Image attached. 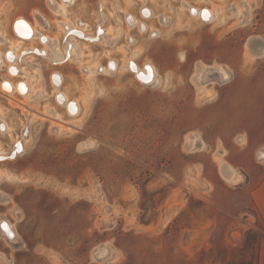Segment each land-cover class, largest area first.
Returning a JSON list of instances; mask_svg holds the SVG:
<instances>
[{"label":"rangeland","instance_id":"1","mask_svg":"<svg viewBox=\"0 0 264 264\" xmlns=\"http://www.w3.org/2000/svg\"><path fill=\"white\" fill-rule=\"evenodd\" d=\"M25 1L18 0L23 9ZM185 1L213 9V17L192 16L182 0L109 1L102 26L116 33L121 25L113 44L83 40L79 60L59 64L31 54L33 66H20L35 76L40 70L31 83V91L43 86L38 100L0 90V119L10 132L0 133V149L10 151L28 129L24 151L0 161V224L15 232L12 240L0 230V264L257 263L264 221L250 190L264 167V49L254 55L247 47L251 37H264V0ZM137 4L153 11L135 17L153 36L126 23ZM95 6L74 0L64 14L49 11L50 27H37L63 49L58 21L82 20L95 34ZM161 14L168 16L162 23ZM5 37L1 53L18 38L13 30ZM27 46L42 45L33 39ZM128 58L151 62L157 80L140 82ZM110 59L117 69L86 72ZM219 66L229 78L215 80ZM53 70L63 76L59 89L79 103L74 116L55 100ZM198 70L213 79L199 86ZM218 154L239 181L221 176Z\"/></svg>","mask_w":264,"mask_h":264},{"label":"bare ground","instance_id":"2","mask_svg":"<svg viewBox=\"0 0 264 264\" xmlns=\"http://www.w3.org/2000/svg\"><path fill=\"white\" fill-rule=\"evenodd\" d=\"M49 1L51 2L50 8L56 14H64L65 8L72 2V0H60V1L49 0ZM181 5L183 9H187L189 13L194 17L200 18L202 16L205 18V20H207V19H211L214 15L213 9L209 7H205V6L196 7L189 4L185 0H182ZM140 9H142L143 17L149 18L152 15V11L150 8L142 6ZM143 9L146 10L144 11ZM38 13L39 12L37 11H34L32 13L34 19L33 21H30L23 16H19L15 18V21L12 22L11 27L18 38H16V42L12 44L8 49H5L4 52L2 53L0 52V66H4V65L6 66V71L8 75V78H4L0 81V90L2 94H4L8 98H11L12 95L15 93L19 94L27 98L26 100L27 103H29L30 99L38 100L42 98L44 95L42 85L41 86L38 85V88L31 91L32 80L34 79L36 80L38 76H41L40 70H37L35 76L34 74L32 75L30 72H25L24 70H22V67L20 66L21 65L20 63L22 62H25L29 66H33L32 62L30 63L28 60V57L31 56V54H36L39 55L40 57H44L52 64H59L70 60L78 61L80 54L82 53L81 42H83V40L89 42L96 41L100 43H105L107 45L109 44L111 45L121 35V25L119 24H118L119 27L116 28V33L109 31L112 29H109L107 31L103 28L102 22L105 19L104 16L105 13L103 12H97L98 30L95 34H90L86 32L85 25L81 23L80 20H75L73 22L71 20H59L58 23L64 33V42H63L64 48L61 49L60 44L58 45L59 42L56 39V37L44 35L38 29L37 26H41V27L44 26L42 17ZM125 18H126V23L130 27H136V28L138 27L139 30H141L142 32L144 31L143 30L144 28L145 31L147 29L149 31H152L147 25L145 26L144 23L138 21V19L135 18V16L131 13H126ZM166 18H167L166 15L161 14L158 19H160V22L162 23ZM150 33H151L150 35L153 36L154 30ZM1 36H0V42L2 43L4 41L6 42V39H3ZM33 39H38L42 46L41 47L27 46L21 48L22 44L25 43V41H31ZM132 42L133 40H129V43ZM247 48L249 49L251 54L259 55L262 54L263 52L264 43L258 40L257 36H253L250 38ZM105 54L108 55L107 50H105ZM80 67L82 66L80 65ZM117 67H118L117 62L113 59H110L109 63L106 66L95 65V66H88L85 69L86 72L90 74L95 72H109L114 69H117ZM126 67H128V69H130L134 73L136 78L142 83H148V82L152 83L157 80L156 69L153 66V64L149 61H145L143 65L140 66L134 60L128 58L126 59ZM216 71L219 73V77L216 78L215 80L221 81L230 77V71L224 67L219 66L216 68ZM22 73L24 74L23 76H25L26 78L14 81L13 78L22 75ZM207 73H208L207 70H204L202 72L198 70L195 76L193 77L197 81V84L199 86H202L204 81H206L207 79H213L210 78L207 75ZM62 82H63L62 73L58 70H53L50 73V83L54 90L55 100L58 104L65 105V109L67 113L74 116L79 111V103L76 99L69 98L65 92L59 89ZM48 112L54 116L55 115L58 116L54 108H49ZM26 113H30V112L27 111ZM31 113H32L31 116L35 115L33 112ZM26 115H27L26 117H28V114ZM28 121H30V117L28 118ZM26 129H27V125L24 124V127L21 130L20 138L17 137L14 140L13 146L10 151H5L0 149V161L6 160L8 158H13L17 155L18 152L24 151V140L26 139V136L23 134V131H26ZM0 133L3 134L10 133L9 126L3 119H0ZM216 157L219 165V172L226 181L236 182L242 178V175L230 163L225 161L222 158L221 154H218ZM0 230L4 235L14 240L15 232L13 226L9 222H7L6 220H2L0 224Z\"/></svg>","mask_w":264,"mask_h":264},{"label":"crops","instance_id":"3","mask_svg":"<svg viewBox=\"0 0 264 264\" xmlns=\"http://www.w3.org/2000/svg\"><path fill=\"white\" fill-rule=\"evenodd\" d=\"M60 1V0H56ZM20 2H17L15 0H0V5L4 4V7L0 6V31L2 32V36H6L7 33H10L12 22L15 20V18L18 16L19 13L23 14L21 16L27 18L30 21H33L32 13L34 11L39 12L38 14L41 15L42 20L44 22L43 27H50V21H52L53 18L50 20V12H53L50 8V1L49 0H26L24 2V5L26 6V9H23V7L19 6ZM71 4V3H70ZM69 4V5H70ZM6 5V7H5ZM68 5V6H69ZM11 6L16 10H9L7 7ZM26 10V11H25ZM31 14L32 19H30L27 15ZM16 13V14H15ZM54 13V12H53ZM56 14V13H55ZM20 16V15H19ZM168 17V16H166ZM106 18L108 16L106 15ZM168 19V18H167ZM81 23L85 25V23L80 20ZM86 26V25H85ZM158 31V29H157ZM158 34V32H157ZM132 36V35H130ZM258 37V40L262 41L264 43V37L256 35ZM133 42L135 38L132 36ZM250 201L254 208L258 211L259 215L262 217L264 221V167H261V173H260V179L258 182L254 185V187L250 190ZM256 264H264V239L259 244V251H258V259Z\"/></svg>","mask_w":264,"mask_h":264},{"label":"flooded vegetation","instance_id":"4","mask_svg":"<svg viewBox=\"0 0 264 264\" xmlns=\"http://www.w3.org/2000/svg\"><path fill=\"white\" fill-rule=\"evenodd\" d=\"M96 1V6H95V10H96V13L97 12H104V9L107 7L106 6V4L107 3H109V1H112V0H95ZM101 1H102V3H101ZM141 1H143V0H141ZM74 2V0H72V2H71V4ZM181 3V2H180ZM133 4L135 5L136 3H134L133 2ZM142 5V4H141ZM140 4H137V6L135 7L136 8V13H132V12H129V13H131V14H133L135 17H137V18H140V19H145L143 16H142V9L140 10V6H141ZM144 11L146 10V9H143ZM105 13V12H104ZM149 16H150V14H149ZM152 16H154V13H153V11H152ZM151 16V17H152ZM150 17V18H151ZM97 18V17H96ZM105 19H106V17H105ZM105 19H104V21H105ZM123 20H124V15H123V18H122ZM15 21V20H14ZM97 21V20H96ZM125 22V21H124ZM1 36V35H0ZM3 39H6V37L4 38L3 36H1ZM5 42V41H4ZM6 42H8V40L6 39ZM5 42V43H6Z\"/></svg>","mask_w":264,"mask_h":264},{"label":"built area","instance_id":"5","mask_svg":"<svg viewBox=\"0 0 264 264\" xmlns=\"http://www.w3.org/2000/svg\"><path fill=\"white\" fill-rule=\"evenodd\" d=\"M199 19H201V20H203V21H207V20H205V18H204V17H202V16H201Z\"/></svg>","mask_w":264,"mask_h":264}]
</instances>
